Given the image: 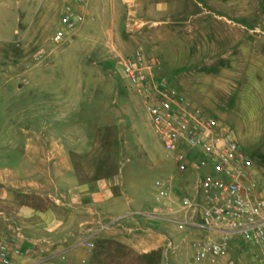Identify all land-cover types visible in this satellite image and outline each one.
I'll return each instance as SVG.
<instances>
[{"label":"rangeland","instance_id":"obj_1","mask_svg":"<svg viewBox=\"0 0 264 264\" xmlns=\"http://www.w3.org/2000/svg\"><path fill=\"white\" fill-rule=\"evenodd\" d=\"M68 4L87 19L57 44ZM138 49L158 55L169 84L232 130L264 185V0H0V137L14 120L19 133L46 132L49 147L93 140L107 150L98 170L117 175L123 162L153 214L154 184L174 168L117 65ZM158 228L172 241L171 264H195L204 231L164 220ZM229 246L223 264H260L261 251L240 236Z\"/></svg>","mask_w":264,"mask_h":264},{"label":"crops","instance_id":"obj_2","mask_svg":"<svg viewBox=\"0 0 264 264\" xmlns=\"http://www.w3.org/2000/svg\"><path fill=\"white\" fill-rule=\"evenodd\" d=\"M48 139L46 132L19 133L14 120L0 137V236L20 230L25 246L45 251L15 263L171 264L172 241L126 182L123 162L117 175L99 171L107 150L93 140L49 147Z\"/></svg>","mask_w":264,"mask_h":264},{"label":"built area","instance_id":"obj_3","mask_svg":"<svg viewBox=\"0 0 264 264\" xmlns=\"http://www.w3.org/2000/svg\"><path fill=\"white\" fill-rule=\"evenodd\" d=\"M86 19L85 13L66 5L54 42L65 43ZM117 65L129 89L144 101L174 168L156 180L158 207L150 216L175 223L180 230L204 231L205 237L193 242L195 264H223L233 236L261 251L264 264V185L232 130L159 74L163 61L158 55L138 49L120 57ZM25 241L20 230L0 236V264L45 252L37 244L25 246Z\"/></svg>","mask_w":264,"mask_h":264},{"label":"water","instance_id":"obj_4","mask_svg":"<svg viewBox=\"0 0 264 264\" xmlns=\"http://www.w3.org/2000/svg\"><path fill=\"white\" fill-rule=\"evenodd\" d=\"M117 115H120V111H118Z\"/></svg>","mask_w":264,"mask_h":264}]
</instances>
